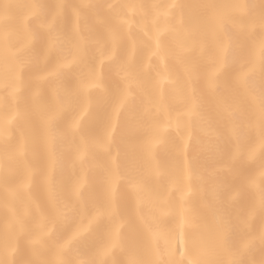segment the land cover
Segmentation results:
<instances>
[{"label": "bare ground", "instance_id": "1", "mask_svg": "<svg viewBox=\"0 0 264 264\" xmlns=\"http://www.w3.org/2000/svg\"><path fill=\"white\" fill-rule=\"evenodd\" d=\"M262 44L264 0H0V258L264 264Z\"/></svg>", "mask_w": 264, "mask_h": 264}, {"label": "snow or ice", "instance_id": "2", "mask_svg": "<svg viewBox=\"0 0 264 264\" xmlns=\"http://www.w3.org/2000/svg\"><path fill=\"white\" fill-rule=\"evenodd\" d=\"M227 47H228L227 43H219L217 45L218 58H217V60L215 62V67L213 68V70H212V72L210 74V81L212 82V86L213 87H215V84H214L215 76L217 74H219L221 71H223L225 66H226L225 62H224V56H225V52L227 50ZM261 54H264V44L260 45V47L258 49V53H257L258 58L264 59V55H261ZM249 71H250V69H249ZM246 75H247V72L243 73L241 78H243V76H246ZM82 116H83V113H81V117ZM79 121H80V117H78L72 123L71 127H72L73 130L77 129V127L79 125ZM108 137L109 138L111 137V131H109ZM262 146H264V140H262ZM105 147H106V145H105ZM80 158H82V154H81V156L77 157V159H80ZM261 174L264 175V173H261ZM83 183H84V181L82 179L79 183H77L74 187H72L71 196H72V198L74 200H79L80 199V193H81V189L83 187ZM48 191H49V199L52 202L53 206L57 210V219H59V220L68 219L70 209H69L67 203L64 202V201H58L57 200L56 193L51 189L50 183H49ZM91 223H92V218L87 219V222L85 223V220L82 217L80 225H79L77 231L74 233V236H78L82 232L87 231V229L91 225ZM115 243H116V235L113 234V236H112V246H114ZM0 264H11V261L9 259L0 258ZM80 264H84V262L81 261Z\"/></svg>", "mask_w": 264, "mask_h": 264}]
</instances>
